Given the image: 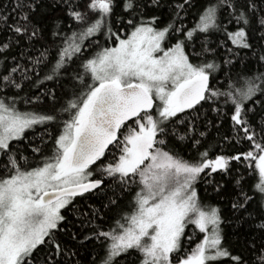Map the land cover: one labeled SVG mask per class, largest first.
Here are the masks:
<instances>
[{
  "label": "snow or ice",
  "instance_id": "6c2138e0",
  "mask_svg": "<svg viewBox=\"0 0 264 264\" xmlns=\"http://www.w3.org/2000/svg\"><path fill=\"white\" fill-rule=\"evenodd\" d=\"M0 264H264V0H0Z\"/></svg>",
  "mask_w": 264,
  "mask_h": 264
}]
</instances>
